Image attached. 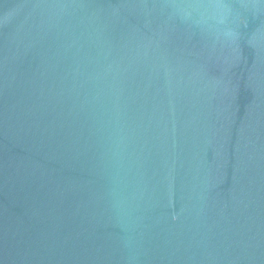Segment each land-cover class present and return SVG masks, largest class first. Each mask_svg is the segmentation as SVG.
I'll return each mask as SVG.
<instances>
[{
	"label": "water",
	"instance_id": "obj_1",
	"mask_svg": "<svg viewBox=\"0 0 264 264\" xmlns=\"http://www.w3.org/2000/svg\"><path fill=\"white\" fill-rule=\"evenodd\" d=\"M0 264H264V0H0Z\"/></svg>",
	"mask_w": 264,
	"mask_h": 264
}]
</instances>
